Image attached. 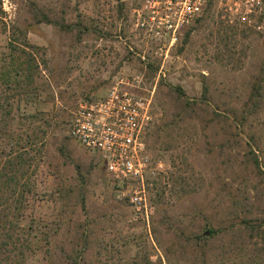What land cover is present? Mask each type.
I'll list each match as a JSON object with an SVG mask.
<instances>
[{"label":"rangeland","instance_id":"374dc122","mask_svg":"<svg viewBox=\"0 0 264 264\" xmlns=\"http://www.w3.org/2000/svg\"><path fill=\"white\" fill-rule=\"evenodd\" d=\"M133 1L0 0V67L10 43L21 42L23 37L16 40L20 30L39 48L41 62L37 100H14V113L41 111L55 126L39 159L42 196L31 202L20 224L21 243L29 217L35 218V254L20 264H72L83 251L84 264L154 261L160 254L156 235L169 240L170 224L199 211L223 215L238 192L264 213V175L255 177L247 161L252 148L264 171V81L262 104L243 127L212 114L214 108L240 110L251 82L264 79V11L249 24L228 9L231 0H212L173 45L163 46L145 43L133 30ZM33 8L51 22H36ZM134 76L141 78L143 91L153 92L155 120L145 140L152 160L163 167L148 181L146 212L140 215L102 155L81 147L69 131L79 101L98 99L117 78ZM203 82L209 86V105L197 104L176 131L161 133L158 141L171 107L180 102L172 89L197 100ZM69 189L73 193L67 196ZM162 211L168 219L161 224ZM81 233L88 235L87 247ZM228 256L224 264L238 261L233 252Z\"/></svg>","mask_w":264,"mask_h":264},{"label":"trees","instance_id":"16d2710c","mask_svg":"<svg viewBox=\"0 0 264 264\" xmlns=\"http://www.w3.org/2000/svg\"><path fill=\"white\" fill-rule=\"evenodd\" d=\"M32 11L36 22H51L45 13L36 8ZM20 37H23L20 43H10L8 59L0 67V264H10L13 260L20 264V260L22 262L35 254L31 238L35 218L29 217L26 240L21 243L20 224L31 202L40 200L42 196L38 189L39 159L45 150L46 138L54 134L55 128L41 111L14 113V100L22 99L29 103L39 96V48L27 42L26 33L22 30L16 40ZM262 80L263 77L258 76L251 82L240 110L229 109L220 113L214 108L213 116H224V120L233 122L235 127H243L262 104ZM172 90L180 102L177 107H171L170 119L157 134L158 141L161 133L166 132L170 136V132L176 131L184 118L194 112L197 104L208 106L210 103L209 86L204 82L201 98L197 100L185 97L179 87ZM64 148L59 147L58 151L63 152ZM247 154L253 175L262 177L264 171L256 153L251 148ZM81 191L79 200L84 206ZM66 193H69L67 196L72 195L73 190ZM239 193L229 198L222 209L225 213L219 217L199 211L186 220L180 218L175 226L169 223L172 228L169 240L164 241L161 235L154 237L160 250L157 258L151 261L147 257L142 263L133 260L129 264H224L223 260L228 261L232 252L235 262L238 260L235 264H264V213L248 202L246 195L240 197ZM166 219L168 216L162 211L159 223L166 222ZM153 228L156 231V226ZM81 235L79 238L84 237V247H87L88 235ZM82 255L72 264H84Z\"/></svg>","mask_w":264,"mask_h":264},{"label":"built area","instance_id":"2783aa9c","mask_svg":"<svg viewBox=\"0 0 264 264\" xmlns=\"http://www.w3.org/2000/svg\"><path fill=\"white\" fill-rule=\"evenodd\" d=\"M210 1L134 0L131 26L145 43L171 46ZM228 9L251 24L253 16L264 11V0H231ZM141 84L138 76L117 78L102 98L79 101L69 125L72 138L100 153L112 176L125 184L136 215L146 212L148 181L163 168L152 160L145 140L155 120L154 98Z\"/></svg>","mask_w":264,"mask_h":264}]
</instances>
